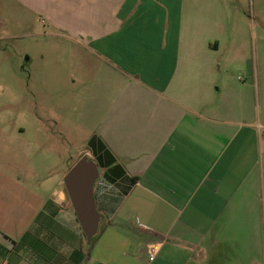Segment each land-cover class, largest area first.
Listing matches in <instances>:
<instances>
[{"label":"crops","instance_id":"obj_1","mask_svg":"<svg viewBox=\"0 0 264 264\" xmlns=\"http://www.w3.org/2000/svg\"><path fill=\"white\" fill-rule=\"evenodd\" d=\"M15 1L67 41L101 217L88 251L47 147L0 139V264H264V77L217 3Z\"/></svg>","mask_w":264,"mask_h":264},{"label":"rangeland","instance_id":"obj_2","mask_svg":"<svg viewBox=\"0 0 264 264\" xmlns=\"http://www.w3.org/2000/svg\"><path fill=\"white\" fill-rule=\"evenodd\" d=\"M214 1L223 13L224 33L216 58L231 67L255 61L259 77H264V0ZM41 20L18 1L0 0V139L15 140L25 147L22 155L30 152L34 161L40 154L30 149V143H41L54 159L51 172L62 177L88 153L89 122L84 120L87 114H80L84 100L77 103L73 98L67 41ZM233 38L241 44L238 49L228 46ZM37 124L47 127V135L36 131Z\"/></svg>","mask_w":264,"mask_h":264},{"label":"water","instance_id":"obj_3","mask_svg":"<svg viewBox=\"0 0 264 264\" xmlns=\"http://www.w3.org/2000/svg\"><path fill=\"white\" fill-rule=\"evenodd\" d=\"M97 176L92 161L86 156L80 157L63 176L64 187L88 243V251L93 246L91 241L98 231L101 217L93 191Z\"/></svg>","mask_w":264,"mask_h":264},{"label":"built area","instance_id":"obj_4","mask_svg":"<svg viewBox=\"0 0 264 264\" xmlns=\"http://www.w3.org/2000/svg\"><path fill=\"white\" fill-rule=\"evenodd\" d=\"M146 250L148 252L149 259L152 260L154 258V256L156 255L158 247L155 243H148L146 245Z\"/></svg>","mask_w":264,"mask_h":264}]
</instances>
